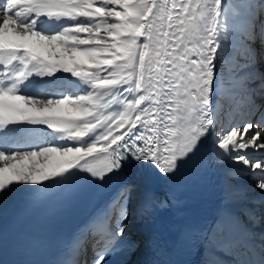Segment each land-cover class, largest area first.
Returning <instances> with one entry per match:
<instances>
[{
	"label": "snow or ice",
	"instance_id": "snow-or-ice-1",
	"mask_svg": "<svg viewBox=\"0 0 264 264\" xmlns=\"http://www.w3.org/2000/svg\"><path fill=\"white\" fill-rule=\"evenodd\" d=\"M262 59L264 29L233 30L222 0H0V205L118 183L59 264H131L130 205L167 209L175 195L154 182L206 167V150L227 164L226 204L241 173L264 194ZM245 104L260 118L219 123ZM242 226L224 213L201 231L202 264H220ZM150 244L152 264H170Z\"/></svg>",
	"mask_w": 264,
	"mask_h": 264
},
{
	"label": "bare ground",
	"instance_id": "bare-ground-1",
	"mask_svg": "<svg viewBox=\"0 0 264 264\" xmlns=\"http://www.w3.org/2000/svg\"><path fill=\"white\" fill-rule=\"evenodd\" d=\"M222 5L224 14L233 30L239 29L241 26L251 28L254 25L256 34L260 35L261 30L264 29V0H222ZM259 67L264 71V59L261 60ZM221 70L222 68L218 66V72ZM72 91H75V89ZM257 100V104L264 105V101ZM245 105L246 111L241 109L244 105L233 107L230 111L226 110L219 118V123L224 127H229L233 124L238 125L244 120H257L260 118V115L252 114L255 112V106ZM261 114L264 115V109H262ZM244 115L246 116L244 117ZM230 119V125L227 126ZM57 142L62 143V141ZM205 158L207 160L206 167L197 171L190 168L182 170L175 177L169 178L165 185L166 188L164 186L166 179L159 178L154 182L156 191L161 195L165 192H173L175 203L193 206V216H191L189 227L195 229L193 231L195 238L192 247L196 251L197 264H202L205 259V248L200 232L210 229L212 224L224 213L240 217L243 226L241 231L234 237L236 243L224 252L217 254L220 258V264H225L222 263L221 257L232 254L233 249L238 250L246 246L253 248V251L260 255L264 262V218H261L264 217V206H261L264 204V194L255 189V180L251 176L247 177L252 178L251 183L247 184L244 174L241 173L237 177L230 178L233 195L230 202L226 204L223 196V181L226 179L225 169L227 164L213 162L211 152L207 150ZM119 186L118 183L110 188L91 185L79 191H55L46 204L37 206L36 210L30 214L33 218L30 224L37 222V227L26 226L22 230H17L24 232V240L14 257L23 256L27 250L29 252L36 250L35 246L33 247V244L30 243L32 241L30 231H34V234H42L50 231L77 230L84 223L89 208L94 204L100 205L102 203L103 206L106 205ZM253 201L256 203L254 204ZM257 201H260V203H257ZM30 203L31 201L28 198L19 197L10 199L6 204L0 205V237L13 229L12 227L18 222L20 213ZM173 204H170L163 211L156 212L152 217L138 216L134 204L130 208L131 218L127 220L129 221V230L134 234L132 239L141 241L142 246L148 238V232L160 224L163 215ZM251 205H257L256 207H260L259 212L262 211L261 214H258L259 212L255 213L253 219H249L244 215L245 207ZM3 243H5V246L7 245V242ZM2 256L12 257L11 251L5 250ZM83 258L87 259V255ZM116 259L118 258H113V260ZM132 260L133 257H131V262Z\"/></svg>",
	"mask_w": 264,
	"mask_h": 264
},
{
	"label": "rangeland",
	"instance_id": "rangeland-1",
	"mask_svg": "<svg viewBox=\"0 0 264 264\" xmlns=\"http://www.w3.org/2000/svg\"><path fill=\"white\" fill-rule=\"evenodd\" d=\"M260 15H262V14H260ZM244 176H245V180H247V184H250L251 183V181H252V178L250 177V178H247L248 177V175H245L244 174ZM260 203V201H257V203ZM133 205L134 204H132V205H130V208H132L133 207ZM257 206V205H256ZM255 205H251L250 207H247L248 209H253V208H255V209H258L255 213H258L259 212V210H260V207H256ZM246 207H245V209H247ZM130 210V209H129ZM130 212H131V210H130ZM262 213V211L261 212H259L258 214H261ZM240 214V213H239ZM131 215H132V213H131ZM131 215H129V217H128V220L131 218ZM260 217V216H259ZM127 223L129 222V221H126ZM254 224V223H253ZM128 235L131 237V238H133L134 237V234L132 233V231L131 230H128Z\"/></svg>",
	"mask_w": 264,
	"mask_h": 264
}]
</instances>
